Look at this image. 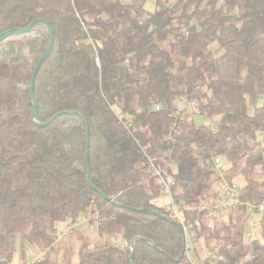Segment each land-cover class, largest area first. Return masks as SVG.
<instances>
[{"label":"trees","instance_id":"1","mask_svg":"<svg viewBox=\"0 0 264 264\" xmlns=\"http://www.w3.org/2000/svg\"><path fill=\"white\" fill-rule=\"evenodd\" d=\"M150 1L0 0V37L35 23L0 40V264L39 252L34 264H56V233L83 216L97 239L73 228L82 243L66 264H193L172 202L197 242L206 206L228 199L222 180L237 175L260 238H225L217 264H264V0ZM182 99L219 118L214 129L191 122ZM154 167L174 180L172 202Z\"/></svg>","mask_w":264,"mask_h":264},{"label":"rangeland","instance_id":"2","mask_svg":"<svg viewBox=\"0 0 264 264\" xmlns=\"http://www.w3.org/2000/svg\"><path fill=\"white\" fill-rule=\"evenodd\" d=\"M177 1L178 0H168L167 2H169L170 4H174L177 3ZM223 2L224 0H218V5H222ZM148 5L152 8L155 7L154 0L148 2ZM178 107L183 113L190 114L191 122L196 125H207L208 127L214 129L215 125L219 121V118L209 120L207 118L195 115L196 108L192 103L186 101L185 99L178 101ZM260 140L264 144V136H260ZM224 164L226 169L230 167L225 162ZM219 174L223 176L224 172ZM222 185L226 187L228 183H226V181L223 179ZM244 187H242V189ZM242 189L239 191V194ZM162 201L163 202L160 204L168 205L169 203V199L167 197L162 199ZM204 206H206V203H204ZM258 210L263 211L264 205L261 206ZM252 211H243L240 210V207L231 208L227 212L208 211V213L200 219L205 234L201 236L197 242H195L194 236L191 237L188 246V257L191 258V260L195 261V264H201V261H203L207 257L208 253L214 252L224 244L225 238H234L238 242L241 241L243 245H249V239L260 238L261 214L255 212L254 210ZM81 219L82 218H80V224L76 230L80 231L87 238L93 240L97 239V227L95 225H89L87 217H85V219L83 220ZM241 228L243 231V235L239 234ZM214 230L218 232L217 236L213 235ZM119 231L122 232V229H120ZM69 240L72 241V244L69 243ZM81 243L82 242L77 236H75L74 240L73 237L68 236V239L66 241H62L59 244L60 248L51 256L52 260L56 264H66V260L67 258H69L73 263H76L78 261V250ZM196 254L200 256V260L197 258ZM15 263L21 264L20 254L17 255Z\"/></svg>","mask_w":264,"mask_h":264},{"label":"built area","instance_id":"3","mask_svg":"<svg viewBox=\"0 0 264 264\" xmlns=\"http://www.w3.org/2000/svg\"><path fill=\"white\" fill-rule=\"evenodd\" d=\"M192 104H194V102H192ZM156 110H158V107L156 108ZM177 115L178 114H176V116ZM214 166H215L216 170L219 173L224 172L225 169H226L224 161L221 158H219V157L214 158ZM153 173H154L155 176H157V177H159L161 179V181H162V183L164 185L165 191L169 195L170 201L172 202L171 189L175 185L174 180L172 178H170V177H167V178L164 177L163 173L160 170L156 169L155 167L153 168ZM240 178L243 179L242 176L238 175L237 177L232 179V181H231V183L229 185L226 186V191L228 193H230V197L228 199H226V200L222 201L221 203L217 204L215 207L206 206V209L208 211L227 212L231 208L240 207L241 203H240V200H239V191L245 185V181H244V185L240 184V181H239ZM246 205L249 207V210H251V211L253 210L252 206H250L248 204H246ZM172 216L179 221V223L181 225V228H182V231L185 233V235H186V237L188 239V245L187 246H189V240L192 237V234H191V228L192 227L186 225V223L184 221V218H183V215H182V212L178 209V207L175 204H173V202H172ZM95 218L99 219V215L96 214ZM79 224H80L79 222H76V223H74L72 225H65V226L60 227L58 232L56 233L57 239H56V242L54 243V245H57L58 243H60L62 241H66L68 236L71 233V230L73 228L78 227ZM249 240H250V243H252L254 238L249 239ZM44 255H45L44 252L31 254L26 264H34L38 259L43 258ZM223 260H224V255L221 254L220 252H210V253H208V255L206 257V264H217V263H219V262H221ZM193 264H195V263L193 262Z\"/></svg>","mask_w":264,"mask_h":264},{"label":"water","instance_id":"4","mask_svg":"<svg viewBox=\"0 0 264 264\" xmlns=\"http://www.w3.org/2000/svg\"><path fill=\"white\" fill-rule=\"evenodd\" d=\"M35 23H32L27 29L25 30H20V31H14V32H9V33H6L4 35H2L0 37V40H2L5 36L7 35H17V34H22V33H27L30 28L34 25ZM50 29V32H51V44H50V47L49 49L47 50L46 54L43 56V58L40 59V61L37 63L35 69H34V72L32 74V78H31V83H30V95L31 97L33 98V101H34V110H33V113H32V116L31 118L34 119V116H35V113H36V109H37V103L33 97V88H34V83H35V79H36V76H37V73L43 63V61L48 57V55L50 54L51 50H52V46H53V42H54V36H53V32H52V29L49 27ZM57 116L53 117L50 121H48L46 124H43L41 126L43 127H47ZM86 145H87V154H86V157H87V162H86V165H87V181L90 182L89 180V172H90V169H89V163H88V156H89V148H88V145H89V134H88V131H87V137H86ZM102 195V194H101ZM103 197H105L104 195H102ZM106 198V197H105ZM108 199V198H107ZM109 201H112L110 199H108ZM155 215L157 216H161L158 212H153Z\"/></svg>","mask_w":264,"mask_h":264},{"label":"crops","instance_id":"5","mask_svg":"<svg viewBox=\"0 0 264 264\" xmlns=\"http://www.w3.org/2000/svg\"><path fill=\"white\" fill-rule=\"evenodd\" d=\"M154 8L155 7H149V5L147 4V10L148 11H153L154 10ZM235 177H237V176H235ZM234 177V178H235ZM233 178V179H234ZM240 184H242V185H244V180L242 179V178H240ZM82 218V220L84 219V216L83 217H81ZM62 227V226H61ZM111 241L112 242H114V243H117V244H122L123 243V233L121 232V231H118L114 236H112L111 237ZM193 261V260H192ZM193 262H195V261H193Z\"/></svg>","mask_w":264,"mask_h":264}]
</instances>
